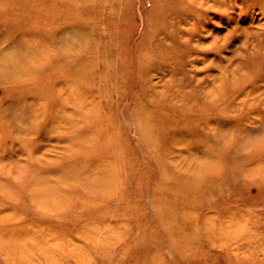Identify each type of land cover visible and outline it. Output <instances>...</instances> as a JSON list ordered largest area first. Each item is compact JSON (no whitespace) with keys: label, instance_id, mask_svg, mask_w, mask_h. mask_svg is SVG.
<instances>
[{"label":"rangeland","instance_id":"374dc122","mask_svg":"<svg viewBox=\"0 0 264 264\" xmlns=\"http://www.w3.org/2000/svg\"><path fill=\"white\" fill-rule=\"evenodd\" d=\"M247 1L188 43L172 0L0 3V56L44 67L0 75V264H264V0ZM237 25L249 52L239 31L196 48ZM156 32L165 53L140 60Z\"/></svg>","mask_w":264,"mask_h":264},{"label":"bare ground","instance_id":"6f19581e","mask_svg":"<svg viewBox=\"0 0 264 264\" xmlns=\"http://www.w3.org/2000/svg\"><path fill=\"white\" fill-rule=\"evenodd\" d=\"M3 1L5 0H0V3ZM172 1H173V4L180 6L181 13L186 15L189 19V21L188 20L185 21L189 27L187 28L188 30L185 31L186 34L188 35V40L186 43H188V41H191L194 38V36H197L198 38H201L204 40L206 38L212 37L213 32L211 30L209 31L208 29H206L208 28L210 21L214 20L215 22V21H218V19L219 20L226 19L227 22L231 25L236 23V18H237L236 12L230 9H234V7H237L239 3L242 4L240 5L239 8L243 9L242 6L244 3V0H172ZM262 1L263 0H258V2H256L255 0H248L247 3L249 6L250 5L255 6V3H256L257 6L261 8ZM224 6H226V8L225 10H222ZM243 12H244V9H243ZM175 23L176 22H174V24ZM249 29H247V31L245 32L244 30L242 31L241 27L237 25L233 27L232 32L228 33V35L224 38V41L220 42V39L217 36H214L210 42L211 43L210 46L209 45L204 46L205 43L201 42L202 46L199 44H196V48L202 49L200 52H203V53L209 52L213 55L220 54V52L221 51L223 52L224 49H226V46L231 42L230 40L231 37H234V36L237 37L239 33L241 34L243 32L244 35H246V40L243 46H244L245 51L249 52L250 51V48H249L250 41L248 39H250V34H251V31ZM254 35H256V37L258 38L264 37V27L260 28L257 32L253 31V33L251 34V37ZM158 36H159L158 32H156L155 35L152 36L153 43L149 44L150 48H148V54L150 55L144 56L143 52H141L139 54L140 60H143V59L148 60L152 58L153 51H155L156 60L160 59L162 53H165V49L163 45L160 43ZM52 39L58 40L60 44L63 43L62 37L60 36L58 37L55 35ZM259 44H261L262 47H258L259 48L258 51L264 53V40L261 39L259 41ZM10 45L11 46L8 48L12 49L13 51H9L8 54H5V56H2V57L0 56V75L2 74L8 75L12 84L16 83V81L20 82V80H22L24 77H26V79H23V80H25L26 82L32 81L38 75L37 74L38 72L40 73L44 70V67L37 68L32 63L38 57H34L33 55L31 58H29V56H26L23 59H21V57L18 55V51L21 50L20 46L15 43H12ZM47 48L49 47L47 46ZM68 52L72 54L71 50H68ZM92 75L97 76L95 74H92ZM180 85H181V82H180ZM210 92L206 91V93H210ZM43 94H46V92H43ZM210 94H212V92ZM210 96L211 95H209V97ZM33 103L34 101L31 99L30 101H28L27 107L28 108L32 107ZM6 114H7V111H2L1 115L2 117H5ZM65 122H69V121H65ZM70 123L72 122L70 121ZM75 135L76 136L78 135L77 132Z\"/></svg>","mask_w":264,"mask_h":264}]
</instances>
